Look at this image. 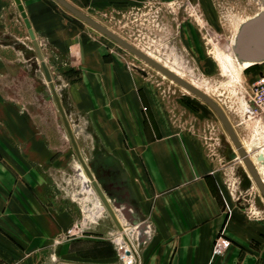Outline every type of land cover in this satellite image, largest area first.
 I'll list each match as a JSON object with an SVG mask.
<instances>
[{"label":"crops","instance_id":"0c3cea01","mask_svg":"<svg viewBox=\"0 0 264 264\" xmlns=\"http://www.w3.org/2000/svg\"><path fill=\"white\" fill-rule=\"evenodd\" d=\"M19 1L34 37L46 39V57L40 52L47 73L61 76L66 119L73 112L88 125L97 160L94 178L121 228L110 217L109 233L79 222L62 186L69 147L52 143L40 126L37 103L8 89L9 77L20 68H14L16 57L10 58L3 44L0 264H115L117 238L128 229L122 219L143 236L133 264H264V216L232 206L195 136L168 124L154 108L144 76L105 49L80 19L61 10L57 15L65 21L56 19L54 5L44 0ZM15 8L13 0H0L5 32L20 29L18 21L14 27L10 23ZM48 59L57 61V68Z\"/></svg>","mask_w":264,"mask_h":264},{"label":"rangeland","instance_id":"374dc122","mask_svg":"<svg viewBox=\"0 0 264 264\" xmlns=\"http://www.w3.org/2000/svg\"><path fill=\"white\" fill-rule=\"evenodd\" d=\"M65 1L210 96L228 116L239 140L264 179V165L256 159L259 152L264 155V138L243 114L245 93L252 80L264 74V61L243 65L231 50L241 23L264 11L258 0ZM37 2L41 4L40 0ZM44 3L54 5L56 19L60 18L57 10L66 12L53 0H44ZM14 16L16 20L11 18V26L14 27V22L18 21L20 29L11 28L5 32L0 24V50L3 44H8L4 51H9L10 58L16 57L11 62H14L15 69L20 68L19 72L9 77L8 89L15 92L16 98L37 103L42 120L40 126L48 132L52 143L59 148L69 147V168L62 186L77 207L79 222L85 228L98 225L109 233V216L76 160L26 27L16 8ZM60 19L65 21L63 17ZM87 27L101 39L105 49L109 48L110 53L125 58L134 72L144 76L148 97L160 116L177 130L195 136L210 162L215 180L232 206L245 208L252 215L264 216V203L260 194L252 180L248 179L243 164L236 158L238 156L213 111L146 63L90 26ZM70 30H76L71 22ZM40 35L34 39L36 43L39 42V52L41 49L46 57L48 46L46 39ZM14 36L19 37V40H14ZM45 62L53 66L57 64L54 59ZM48 74L64 111L63 105L67 104V98L61 76L57 77L55 70ZM67 121L76 144H79L78 150L94 176L92 168L97 160L91 155L93 141L87 133L88 125L82 122L81 115L79 117L73 112L67 114ZM122 221L128 229L118 236V246L123 245L126 251L124 257L128 254L133 260L136 257L135 249L143 236H137L133 225L124 219ZM136 226L139 227V224ZM127 249L130 251L127 252ZM118 258L115 264H124ZM52 264L78 263L53 260Z\"/></svg>","mask_w":264,"mask_h":264},{"label":"water","instance_id":"95a60500","mask_svg":"<svg viewBox=\"0 0 264 264\" xmlns=\"http://www.w3.org/2000/svg\"><path fill=\"white\" fill-rule=\"evenodd\" d=\"M56 2L61 8H63L66 12L74 16L75 18L80 19L85 24L99 32L100 34L104 35L153 69H155L157 72L177 84L178 86L185 89L188 93L192 94L199 100H201L204 104H206L215 114L217 119L219 120L222 128L225 131V134L227 135L230 143L232 144L233 148L235 149L237 156L243 163L248 175L250 176V179L256 186L261 199L264 202V184L259 177L255 167L253 166L251 160L249 159L248 154L244 151L243 147L240 144L239 139L237 138L230 122L228 121L225 113L221 109V107L206 93H204L202 90L198 89L197 87L193 86L191 83H189L187 80L183 79L182 77L178 76L177 74L173 73L168 68L164 67L162 64L158 63L148 55H146L141 50L137 49L135 46L127 42L125 39L114 33L113 31L109 30L104 25L100 24L98 21L94 20L93 18H89L87 15L82 13L81 11L77 10L75 7L70 5L65 0H53ZM262 6H264V0H258ZM13 3L16 7V10L19 13L20 18H22V21L24 23V26L26 27L28 37L31 40L32 46L34 48V51L36 53V57L39 60L44 78L47 82L49 91L51 93L52 99L55 104V108L59 114L61 124L67 134L68 140L70 142L71 148L74 152V155L76 157V160L78 161L82 171L84 172L85 176L87 177L88 181L90 182V185L92 186L93 190L95 191L99 201L102 203L103 207L105 208L107 214L109 215L110 219L112 220L113 224L117 229H120V225L107 201V198L104 194V190L99 186V184L96 182L91 170L90 166L83 160L77 145L75 143V140L73 138V134L71 132V128L68 124V121L65 117V113L61 107V104L59 102L58 96L53 88V84L50 81V77L47 73V70L44 66V63L42 62V58L37 46V43L34 39L32 30L30 28L29 22L27 18L25 17V13L23 11L22 5L19 0H13ZM232 52L235 54V56L239 60H245L250 61L254 63H259L264 61V11L259 12L256 16L253 18L248 19L247 21L241 23V25L238 28V31L236 32L234 36V43L232 46ZM235 157V155H234ZM257 161H262L264 163V156H261L258 154L256 156Z\"/></svg>","mask_w":264,"mask_h":264},{"label":"built area","instance_id":"2783aa9c","mask_svg":"<svg viewBox=\"0 0 264 264\" xmlns=\"http://www.w3.org/2000/svg\"><path fill=\"white\" fill-rule=\"evenodd\" d=\"M243 100V114L253 124L255 130L261 132L264 138V74L258 75L250 83ZM147 227V225H145ZM118 256L124 264H133L131 256L124 257L123 245L118 246ZM130 250L127 249V252ZM126 252V251H125Z\"/></svg>","mask_w":264,"mask_h":264},{"label":"bare ground","instance_id":"6f19581e","mask_svg":"<svg viewBox=\"0 0 264 264\" xmlns=\"http://www.w3.org/2000/svg\"><path fill=\"white\" fill-rule=\"evenodd\" d=\"M260 3V2H259ZM258 3V4H259ZM261 5V4H260ZM259 5V6H260ZM261 7H264V6H262L261 5ZM260 12H263V11H260ZM257 15V14H256ZM255 15V16H256ZM253 18V17H252ZM233 43H234V38H233V42H232V46H233ZM232 46H231V50H232ZM233 53V52H232ZM233 55L235 56V54L233 53ZM235 58L237 59V61L239 62V63H241V64H243V65H245V64H249V65H252L253 64V62H250V61H245V60H239L236 56H235ZM245 63V64H244ZM165 67V66H164ZM169 70H171L172 72H173V70L172 69H170L169 68ZM162 75V74H161ZM162 77H163V75H162ZM171 81V80H170ZM196 87V86H195ZM182 90H184L186 93H188L185 89H183L182 87H180ZM198 88V87H197ZM199 89V88H198ZM191 95V94H190ZM222 109V108H221ZM223 110V109H222ZM224 112V111H223ZM225 113V112H224ZM226 115V114H225ZM226 117H227V119H228V121L230 122V120H229V118H228V116L226 115ZM230 124H231V122H230ZM231 126H232V124H231ZM232 128H233V126H232ZM234 130V129H233ZM235 132V131H234ZM235 134H236V132H235ZM236 136H237V134H236ZM237 138H238V136H237ZM239 139V138H238ZM240 141V140H239ZM240 144H241V146L243 147V149H244V151L248 154V152L246 151V149L244 148V146L242 145V143H241V141H240ZM235 150V149H234ZM236 152V151H235ZM237 154V153H236ZM260 155L261 156H264L262 153H260ZM249 156V155H248ZM236 157V156H235ZM236 158H238L239 159V157H236ZM249 159H250V157H249ZM240 160V159H239ZM251 160V159H250ZM241 161V160H240ZM251 162H252V164H253V166H254V163H253V161L251 160ZM258 162H260L262 165H264V163L262 162V161H258ZM242 163V162H241ZM243 164V163H242ZM243 167H244V165H243ZM255 167V166H254ZM244 169H245V167H244ZM255 169H256V167H255ZM245 171H246V169H245ZM256 171H257V169H256ZM246 173H247V171H246ZM257 173H258V171H257ZM248 174V173H247ZM258 175H259V177L261 178V180H262V182H263V184H264V179L262 178V176L258 173ZM248 179H250V176L248 175ZM251 180V179H250ZM262 200V199H261ZM263 201V200H262ZM264 203V202H263Z\"/></svg>","mask_w":264,"mask_h":264}]
</instances>
